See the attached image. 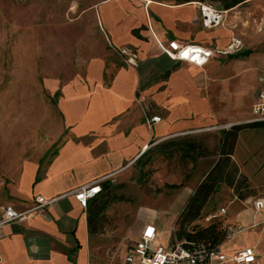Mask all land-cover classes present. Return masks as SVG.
<instances>
[{"label":"crops","instance_id":"obj_1","mask_svg":"<svg viewBox=\"0 0 264 264\" xmlns=\"http://www.w3.org/2000/svg\"><path fill=\"white\" fill-rule=\"evenodd\" d=\"M196 1L97 0L93 4L90 13L105 38L103 46L87 58L81 72L66 80L44 75L46 90L51 95L58 92L53 130L46 132L44 148L31 152L40 157L24 161L6 184V192L0 190V206L12 204L16 209L28 207L37 194L58 198L48 207V219L35 213L4 226L0 264H126V248L146 222L155 223L159 236L164 229L152 219L136 218L131 240L122 237L114 244L106 233L88 229L87 205L82 206L71 191L113 177L159 139L219 131L251 116L264 67L257 70L255 63L241 59V42L232 28L221 26L230 16L229 8L224 9L220 24L205 27L197 18ZM172 39L225 51L198 66L164 51L162 45ZM234 42L239 44L233 49ZM124 45L137 52L135 65L114 53ZM137 90L146 94L151 114L161 116L158 121L146 122L135 100ZM50 148L52 155L42 164ZM202 159L212 161L209 156ZM231 159L245 180L236 188L232 183L229 201L219 203L226 207L221 216L245 228L223 242L222 248L231 251L253 245V264H264V207L255 211L251 203L264 195V125L239 131ZM191 190L188 187L182 199ZM174 209L170 228L182 208Z\"/></svg>","mask_w":264,"mask_h":264},{"label":"rangeland","instance_id":"obj_2","mask_svg":"<svg viewBox=\"0 0 264 264\" xmlns=\"http://www.w3.org/2000/svg\"><path fill=\"white\" fill-rule=\"evenodd\" d=\"M96 1L0 0V190L3 193L24 161L40 157L31 152L44 148L46 132L53 130L58 92L51 95L46 90L42 84L44 75L66 80L81 72L87 58L103 46L105 38H101L90 13ZM211 3L220 8L217 3ZM229 9L230 16L221 26L232 28L237 42H241L240 58L255 63L257 70L263 68L264 0H243ZM182 135L203 137L211 153L191 161L182 159L179 153L164 156L151 149L158 141ZM219 136L218 129L201 130L150 144L137 160L108 178L110 186L103 193L108 203L99 230L111 237L114 244L122 237L128 242L136 218L152 219L164 229L157 240L166 242L176 215L174 206L183 207L218 157ZM51 155L52 148L42 156V164ZM205 156L212 161H204ZM235 177L238 181L245 180L238 171ZM236 179L235 188L242 183H236ZM231 186L228 180L218 183L196 220L199 224L209 222L205 217L214 213L220 202L229 201ZM188 187L192 190L182 199ZM215 218L225 222L224 216Z\"/></svg>","mask_w":264,"mask_h":264},{"label":"built area","instance_id":"obj_3","mask_svg":"<svg viewBox=\"0 0 264 264\" xmlns=\"http://www.w3.org/2000/svg\"><path fill=\"white\" fill-rule=\"evenodd\" d=\"M197 18L205 27H214L223 20L224 9L214 6L209 0H197ZM232 48L238 47L236 42L232 43ZM164 51L174 59L185 60L198 66L204 65L208 58L214 53L225 50H214L204 44L172 39L166 45H162ZM115 51L129 65H135L138 60L137 52L130 46L117 47ZM135 100L143 109L144 118L147 123L156 122L160 119L159 114H151L147 96L142 90H137ZM245 122H264V70L258 75V89L255 100L251 107V116ZM231 124H228V126ZM100 178L89 184H83L74 188L71 193L82 206H86L88 200L101 190ZM58 196L47 198L37 194L33 202L26 208L16 209L12 204L0 206V238L4 236V226L15 220H22L31 214L39 213L44 218H49V205ZM255 211L264 207V195H258L251 200ZM226 212V207L221 205L214 213H210L205 218L221 216ZM225 235L221 242L212 247L204 244L185 246L183 240L176 235V227L173 223L169 230L168 239L162 243L157 240L159 231L154 222H146L139 235L130 243L125 251L124 260L126 264H253L256 260V252L253 245H244L231 251L222 248L223 242L230 239L236 232L245 228L238 221L224 222ZM2 254L0 251V263Z\"/></svg>","mask_w":264,"mask_h":264},{"label":"trees","instance_id":"obj_4","mask_svg":"<svg viewBox=\"0 0 264 264\" xmlns=\"http://www.w3.org/2000/svg\"><path fill=\"white\" fill-rule=\"evenodd\" d=\"M184 2L189 0H175ZM220 5V8L227 9L233 7L243 0H209ZM264 122H239L229 125L220 130L217 151L218 158L212 167L205 173L204 177L195 186L188 196L185 204L175 219L176 235L183 240L185 246L204 244L212 247L222 241L225 235L224 222L222 220L210 218L206 224H199L196 220L201 216V211L208 201V198L217 188L220 181L228 180L230 184L236 179L237 167L231 159L236 138L241 129L245 126H260ZM148 149V148H147ZM164 156H172L179 153L182 159L191 161L200 156L211 153L203 137H191L182 135L170 137L154 143L151 148ZM146 150H144L135 160H137ZM243 180L236 183H241ZM101 190L91 197L87 202V223L88 229L92 232L99 231V224L108 203L107 195H103L108 190L110 181L105 178L100 181ZM236 185V184H235Z\"/></svg>","mask_w":264,"mask_h":264}]
</instances>
